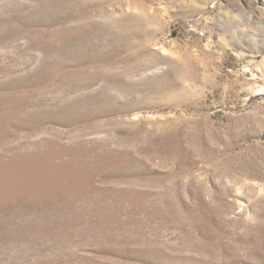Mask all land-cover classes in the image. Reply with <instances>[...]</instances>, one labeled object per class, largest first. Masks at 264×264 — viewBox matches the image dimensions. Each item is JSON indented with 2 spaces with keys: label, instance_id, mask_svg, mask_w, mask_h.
<instances>
[{
  "label": "rangeland",
  "instance_id": "obj_1",
  "mask_svg": "<svg viewBox=\"0 0 264 264\" xmlns=\"http://www.w3.org/2000/svg\"><path fill=\"white\" fill-rule=\"evenodd\" d=\"M0 264H264V0H0Z\"/></svg>",
  "mask_w": 264,
  "mask_h": 264
}]
</instances>
